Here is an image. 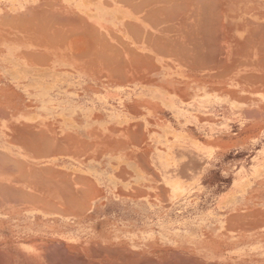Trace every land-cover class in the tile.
I'll list each match as a JSON object with an SVG mask.
<instances>
[{
    "label": "crops",
    "instance_id": "1",
    "mask_svg": "<svg viewBox=\"0 0 264 264\" xmlns=\"http://www.w3.org/2000/svg\"><path fill=\"white\" fill-rule=\"evenodd\" d=\"M6 1L7 5H3L0 0V18L4 20L12 17L18 23L14 25L18 39L0 42V132L6 135H1L0 140L20 139V134L28 138L37 137L36 141L43 137L41 142L46 146L42 151L53 159H60L58 170L66 173L68 179L75 183L69 187L87 190L88 184V190H93L97 195L86 220H172L173 212L168 211L169 208L166 209L167 206L161 200L136 197L140 189H143L144 194L153 196L157 193L156 189H150L147 183L135 184L131 180L143 177L141 170L144 164L140 161L151 162L152 158L163 157L182 159L175 157L171 151L177 143L187 141V137L182 131L171 130L166 123L163 126L162 122L156 120L154 113L159 110L171 113L174 122L182 127L188 123L199 126L198 123L208 113H214V117L222 114L218 125L207 128L208 134L217 132L214 127H228L222 125L224 115L242 112L235 98L245 96V67L264 65V60H261L264 59V0H202V3L200 0H176L178 4H173L174 10L171 4L175 0ZM120 1L123 3L117 4ZM180 1L188 6V11ZM190 1H193L192 5ZM149 2L150 5L147 4ZM153 3L157 8L152 7ZM205 3L214 6L215 17H222L220 21L216 18L210 22L212 13ZM142 5L146 7L143 6L141 11L139 6ZM81 7L86 8L88 15L82 13ZM103 9L109 10L111 15L102 24L98 23L95 16H89L94 11L98 15ZM134 9H137L136 12ZM175 10L182 13L178 12V16ZM192 10L195 14L198 12V17L209 13L210 18L206 16V20H200L201 15L199 19L194 18V23L193 17L188 16L194 15ZM163 13L170 15L168 17L171 19L163 21L167 18H164ZM81 17L91 23L89 33L83 31L86 26L79 29L84 24L78 26L76 23L75 26V21ZM152 17L156 22L163 20L155 23L154 27ZM64 19L70 22L74 19L73 28L70 22L69 25L65 24ZM249 21L253 22L249 24ZM191 25L192 28L198 25L202 27L193 30ZM214 27L219 28L211 30L209 38L207 33ZM36 33L41 36L39 41L32 39ZM182 38L187 42L183 40L184 44L180 43ZM86 40L91 42L88 44ZM192 41L195 44L192 45ZM101 43L117 46L118 55L111 52L110 58L93 57L92 50L96 46L99 51H106L105 46V49L100 48L103 46ZM79 47H85L88 52L82 54L81 48L77 51ZM242 49L245 53H242ZM179 53L182 58L178 56ZM255 100L264 104V93L258 94ZM263 112L264 109L258 111ZM151 131L154 133L150 137ZM157 140L162 141L167 150L157 152L152 157L142 156L148 153L150 143ZM50 145L54 148L46 150ZM132 147H140L137 152L141 155L132 156ZM194 147L197 149L198 146ZM97 159L114 162L102 165ZM125 160H135L137 164L127 165L123 162ZM174 218L173 221H179Z\"/></svg>",
    "mask_w": 264,
    "mask_h": 264
},
{
    "label": "bare ground",
    "instance_id": "2",
    "mask_svg": "<svg viewBox=\"0 0 264 264\" xmlns=\"http://www.w3.org/2000/svg\"><path fill=\"white\" fill-rule=\"evenodd\" d=\"M146 1L148 2L152 0ZM213 1L217 2L218 0ZM173 2L174 3L171 4L172 10H174L173 7L175 3L178 4V0L177 2L176 0ZM182 2L180 1V4ZM192 2L190 1L191 5ZM195 2L199 3L198 1ZM121 3L123 2H117V4ZM200 3H202V0H200ZM218 3L221 5L220 2ZM147 4L150 5L151 3L149 2ZM154 4L155 3L152 4V7L155 6ZM143 6L144 5L139 6L141 11L144 7H146ZM182 6H184V8L186 7L183 3ZM182 6L179 5V7ZM205 6L211 10L208 11L212 14H208L211 18L213 17L214 19H211L208 14H204V16L203 14H200L199 17L202 15V17H200V20H202L201 18L206 20L209 17V20H211L210 22H212L213 20L218 18L217 16L215 17V15L217 14H215L214 12L215 9L214 11L212 9L213 5L210 6L209 3H205ZM81 8L83 10L82 13L87 14L85 10L86 8ZM187 9L188 6L185 10ZM104 10L105 9L100 11L98 15H96L97 11H94L89 16H95L99 21L98 23L102 24V22H104L107 17L111 15L109 10L108 12ZM136 10L137 9H134L135 12ZM175 12L177 14L179 11L177 12L175 10ZM149 13H151V10H149ZM149 13L148 16L150 17ZM181 13L182 12H179L178 14ZM195 13L192 10V14L194 15H188L191 18L193 17L194 23H196V20L194 18L198 17V12L197 14ZM163 15L164 18H167L164 20L160 19L159 22L162 20L166 21L167 19H169V17H171L170 15L166 16L164 13ZM112 16L123 17L124 15ZM151 16H154V14H152ZM184 16H186L185 12ZM206 16L208 17L205 18ZM82 17L79 18L77 22L75 21V26L76 23H78V26L79 24H84L83 27L79 29H84L85 26H88L83 30L84 32H88L91 23ZM154 17H152L154 23L153 26L155 25V23H159L156 22L157 20L154 21ZM182 18L183 17H181V19ZM178 19H180V17H178ZM65 22V24L68 23L67 21ZM73 22V20L72 22H70V27L73 26ZM249 22L248 23L251 24L253 21ZM187 23H190V21ZM158 25L159 24H157V26ZM169 26H171L172 28V25ZM195 26L193 28L196 29L199 25L197 27ZM173 27H175L174 24ZM201 27L202 26H199V28ZM190 28H192V25ZM218 28H211L210 33L207 31V35L209 34V38H211V30ZM202 29L205 30L206 28ZM206 30L209 29L207 28ZM175 31H177V29ZM204 36L206 35L204 34ZM208 36H206V38H208ZM260 36H262L263 38V35ZM179 37H177V39ZM183 40L184 38H182V42L180 41V43L184 44V41L186 40ZM248 40L249 39H247V42ZM87 42L89 44L91 41L86 40V43ZM197 42H201V40ZM260 42L259 48H262ZM101 44L103 46H100V48L102 49L105 46L106 51H99L96 46V48H94L95 50H92L93 57L110 58L111 52L114 55H116V53H119L117 51V46L110 47L106 43ZM193 44L195 43L193 42L192 45ZM85 46L87 47V49L89 48L87 45ZM92 46L94 47V45ZM245 47L247 49L248 46L245 44ZM80 48L81 47H79L77 51H79ZM84 48H81V52L83 51L82 54L88 52V50ZM243 49L242 53L244 51ZM259 50L262 52L263 48ZM183 51L185 53V50ZM178 56H180V53ZM180 57L182 58V56ZM109 60L106 62V65H108ZM112 60L113 59H111V61ZM261 60L264 59L262 58ZM240 64L241 63H239L238 65ZM249 64L251 65V62ZM196 65L197 64H195V66ZM260 114L262 115V113ZM4 134L5 133L2 134L0 132V136ZM42 134H44L43 131ZM20 137V139H18L19 137H15L18 140H15V138L14 140H0V264H264V173L260 174L249 172L234 175L232 186L230 190L227 191V195H225L226 197L218 200V202L213 205L211 211H209V213H206L204 209V206L206 204V202H204L206 201V198L204 199V196H206V190L204 186L207 178L209 177L206 173L201 174L193 171L190 172L189 170H187L186 172L179 174L166 175L165 173L154 170L155 168H152V162H145L144 160L140 161V163L144 164L143 170H141L143 177L140 176L139 179L138 176L135 179L131 180H133L135 184L147 183L150 186L149 188L156 189L157 193L154 196L152 194L146 195L144 194L143 189H140L137 191L138 193L136 194V197L139 196L145 199L152 198L156 201L161 200V203H164V205L167 206L166 209L169 208L168 211L173 212V214H171L172 220L141 221L140 219V221H131L133 227H136L140 223L159 224L164 229V237L152 235L153 228L147 229L151 231L147 232L144 235H140L139 233L136 234L137 231L135 232L134 230H132L128 231V233L119 232L121 235L118 236V234L115 235L118 231H114L113 229L101 231L96 229L92 225L94 223L93 221H83L86 220L85 218H87L86 216L90 212L89 209L92 205V202L97 195L94 194L93 190H91V192L88 190V184L87 190L80 189V187L78 189L69 187L70 185H73L74 182H72L71 179H68L66 173L58 170L60 159H53L49 157L48 154H45L42 151L43 147L46 146L43 144V142H41L43 137L41 139L39 138V140L37 139V141L35 139L37 137L34 138V136L32 137L35 140L32 139V137L28 138L25 135L23 136L21 134ZM48 142L49 144L51 143V141ZM39 143L42 144L40 145ZM45 144H47L48 146V143ZM51 147L53 146L50 145V147H47L46 150H51ZM98 162L99 164L102 163L103 165L105 163L108 164L114 161L99 159ZM123 162L127 163V165L130 164L132 166L137 164L135 160H125ZM192 164L193 160L179 161V165L184 169L192 166ZM144 166L146 168H144ZM167 176H170L171 178H166ZM77 177L78 175L75 178ZM221 178L224 179L225 177ZM79 179L82 180L81 177ZM173 217L178 218L179 221H173ZM184 218L187 219L185 221H182ZM190 219H192V221H190ZM88 222L90 223L87 224ZM173 230L179 233H171V231ZM9 233L11 236L7 237V234ZM71 233L72 235L77 236L76 238H74L73 243L67 244L61 241V239L59 238H50L52 236H63ZM80 237H84V239H81ZM159 240L162 242H159Z\"/></svg>",
    "mask_w": 264,
    "mask_h": 264
},
{
    "label": "rangeland",
    "instance_id": "3",
    "mask_svg": "<svg viewBox=\"0 0 264 264\" xmlns=\"http://www.w3.org/2000/svg\"><path fill=\"white\" fill-rule=\"evenodd\" d=\"M2 3L3 5H7L6 0H2ZM71 3L72 2H70V4ZM6 9L8 8L6 7ZM1 12L2 10L0 13ZM64 20L68 22V19ZM14 25H18V23H16L12 17L4 20L0 18V42L18 39V34H15ZM40 37L41 36L37 33L32 35V39L35 41H39ZM245 70V96L235 98V100L240 102L242 112L240 114L234 113L224 115L222 125H227L228 127H214L217 131L216 133L211 132L208 134L209 130L207 128L218 125L223 118L222 114H218L214 117V113H208L205 118L198 123L200 124L199 126L188 123L182 127L177 122H174L171 113H164L161 110H159L158 113H154L156 120L162 122L163 126L166 123L171 130L182 131L187 137V141L177 143L175 148L171 151L175 157H180L182 159L177 160L171 157L152 158L151 162L153 167L155 170L165 173L166 175L179 174L187 170L201 174L206 173L209 176L204 186L206 190L204 199L206 198V201H204V199L203 201L206 202L204 206L206 213L211 211L213 205L217 203L218 200L226 197L227 191L230 190L232 186L234 175L249 172L264 173V112L262 115L258 113V111L264 109V104H259L255 100L258 94L264 93V65H261V67L246 66ZM218 107L223 109L226 108V106H217V108ZM214 128L212 127V129ZM153 133L154 131L150 132V137ZM170 137H168V139ZM159 140H157V142L152 141L153 144L150 143L148 146V153L142 156L152 157L153 154L157 152H165L167 148H165V146H163L164 143H162V141L159 142ZM169 141L171 140L169 139ZM183 143L188 145H182ZM194 146H198L197 149H195ZM132 148L134 150L132 156L141 155L137 152L140 147ZM183 159H188V161L193 160L192 166L186 169L180 166L179 161H183ZM221 177L225 178L222 179ZM166 178L171 177L167 176ZM186 219L187 218H184L182 221ZM190 221H192V219H190ZM93 222L92 225L96 229L101 231L113 229L114 231H118L115 234H118V236L121 235L120 233H128V231L132 230L135 232L137 231L136 234L139 233L140 235H144L151 231L147 229L153 228L152 235L164 237L163 227L155 223H140L136 227H133L131 221ZM89 223L90 222L87 224ZM171 233L179 232L173 230ZM10 236V233L7 234V237ZM76 237L77 236L71 233L63 236H52L50 238H59L61 241L68 244L73 243ZM80 238L84 239V237ZM159 242L162 241L159 240Z\"/></svg>",
    "mask_w": 264,
    "mask_h": 264
}]
</instances>
